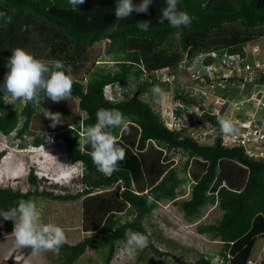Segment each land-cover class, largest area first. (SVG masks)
<instances>
[{
	"label": "trees",
	"instance_id": "trees-1",
	"mask_svg": "<svg viewBox=\"0 0 264 264\" xmlns=\"http://www.w3.org/2000/svg\"><path fill=\"white\" fill-rule=\"evenodd\" d=\"M116 2L85 0L72 10L68 0H0V13H4L0 16V84L15 48L50 66L61 61L63 70L71 68V97L85 113L78 124L59 133L66 157L82 163L84 188L73 194L39 190L35 170L30 168L28 182L33 188L23 192L0 186V212L36 196L62 200L82 197L81 228L94 233L73 244L66 242L54 264H77L87 249H93L100 261L94 264H110L116 243L127 242L128 230L145 235L147 246L158 255H169L154 246L143 225L144 217L159 201H175L179 185L189 183V197L177 201L184 217L196 218L202 207L217 202L222 210L220 218L198 224L196 230L221 241L218 254L223 264H247L257 240L264 238V161L249 158L240 148L223 147L218 137L210 145H201L169 130L143 94H153L156 81L150 78L155 71L172 67L185 56L210 50L243 53L245 43L264 37V0H178V10L192 18L189 26L180 29L170 27L167 21L159 22L166 0H151L146 13L133 12L121 20L115 17ZM141 2L133 0V4ZM140 21H149L147 31L138 28ZM104 39L108 40V59L88 68L89 48ZM131 78L136 83L131 94L106 97V85ZM4 96L0 92V132L24 141L39 104L19 100L16 107H5ZM100 108L120 110L128 124V131L111 130L126 157L118 163L119 170L107 177L94 166L90 146L78 143L84 128L96 123ZM44 136L35 135L32 144L40 145ZM163 150L178 152L184 160L173 165ZM109 187L113 188L95 192ZM0 218L8 228L14 226L13 221ZM178 263L212 264L204 255L193 261L179 259Z\"/></svg>",
	"mask_w": 264,
	"mask_h": 264
},
{
	"label": "rangeland",
	"instance_id": "rangeland-1",
	"mask_svg": "<svg viewBox=\"0 0 264 264\" xmlns=\"http://www.w3.org/2000/svg\"><path fill=\"white\" fill-rule=\"evenodd\" d=\"M257 40L259 44L264 46V37ZM107 41L106 39L101 40L89 48L88 68H92L97 61L108 59L105 56ZM83 74L84 72L80 73L79 77H82ZM119 85L122 88L127 87V93H124V96L131 94L136 89L135 80L132 78ZM156 87L161 89L159 95L143 94V98L151 102L153 106L155 99L165 98L168 90L164 84H157ZM112 90L116 91L115 86H112ZM4 100L5 107H16L19 101H11V98L6 94ZM45 109L54 113L59 112L62 116V123L55 128L50 127L51 121L43 116ZM37 111L24 141L15 138L13 134L5 136L0 132V186H10L23 192L33 188L28 182L29 170L33 168L39 190H52L56 194H73L80 191L84 188L82 176L72 178L68 183L64 182L63 184L54 183V181L58 179L56 177L59 173L63 172L60 176H64L71 170V168L69 169V160L66 157L65 144L59 137V133L78 124V120H81L85 113L79 109L78 100L71 96L68 101L62 100L59 103L44 99L40 102ZM40 133L45 134L43 141H48V143L36 147L32 144V140L35 135ZM20 142L22 145L19 144ZM171 156L174 158L173 162L178 164L184 160L179 153H172ZM112 188H100L95 192L111 190ZM180 189V193L185 192L184 196L188 197L190 186L185 183L180 186ZM81 200L82 197L74 200H62L36 196L32 198L31 202L39 211L41 222L44 224L53 223L61 227L65 233L66 241L73 244L83 236L94 233V231L84 232L81 228ZM179 200L161 201L150 215L144 217L143 225L147 233L152 236L154 246L160 251H167L169 255L161 256L148 246L139 249L120 240L116 243V250L110 264H179V259L193 261L200 255L210 258L212 264H223L218 254L222 245L220 240L211 239L208 234H200L196 230L198 224L215 222L220 218L222 210L216 203L208 204L202 207L198 217L187 219L177 203ZM121 216L124 220V214ZM13 230L14 226L8 228L0 218V264H9V261L13 264H54L58 254L49 251L33 256L30 248L16 247L14 237L11 235ZM263 258L264 238H259L251 261L260 262ZM99 262L95 251L87 249L79 257L77 264Z\"/></svg>",
	"mask_w": 264,
	"mask_h": 264
},
{
	"label": "clouds",
	"instance_id": "clouds-1",
	"mask_svg": "<svg viewBox=\"0 0 264 264\" xmlns=\"http://www.w3.org/2000/svg\"><path fill=\"white\" fill-rule=\"evenodd\" d=\"M85 0H68L72 10L83 4ZM151 0H142L139 4H133V0H117L115 7L116 20L126 19L133 12L146 13ZM178 0H166V7L161 10L159 22H168L170 27L180 29L191 24L192 18L185 11L178 10ZM4 13H0V16ZM138 28L147 31L149 21H140ZM178 34V33H177ZM12 54L7 60L8 71L5 74L3 84H0V92L11 98V101L20 100L22 103L39 104L44 99H50L53 103L67 100L71 96L73 79L70 73L71 68L64 69L61 61H53L51 66L22 48L11 50ZM116 94L123 96L127 93V87L115 85ZM154 95H159L161 89L154 87ZM11 103V102H9ZM12 104V103H11ZM201 117V113H196ZM43 116L51 121L50 127L55 128L62 123V116L59 112L44 111ZM219 132L224 136L238 134V128L230 120L219 119ZM120 129L128 131V124L124 114L118 109L100 108L96 112V123L86 126L82 136L79 138L80 146H90V157L97 171L104 176H111L118 171V163L126 157V152L119 147L111 130ZM43 141L38 147L46 145ZM37 147V146H36ZM69 160V159H68ZM69 170L66 175L59 173L54 183H68L72 178L81 177L83 166L80 160H69ZM151 201H149L150 203ZM4 220H11L14 223L12 236L18 248H30L33 256L41 252H52L59 254L61 247L67 242L66 236L61 227L56 224L41 222L40 213L34 203L21 200L17 207L9 211L0 212ZM125 237L129 246L143 249L148 245L145 235L128 230Z\"/></svg>",
	"mask_w": 264,
	"mask_h": 264
},
{
	"label": "built area",
	"instance_id": "built-area-1",
	"mask_svg": "<svg viewBox=\"0 0 264 264\" xmlns=\"http://www.w3.org/2000/svg\"><path fill=\"white\" fill-rule=\"evenodd\" d=\"M150 81L168 88L154 109L169 130L201 145L218 137L223 147L240 148L249 158L264 161V46L258 40L245 43L243 53L210 50L185 56L155 71ZM104 92L109 99L124 96L112 85ZM219 119L232 121L238 134L222 135ZM247 264L260 262L250 259Z\"/></svg>",
	"mask_w": 264,
	"mask_h": 264
},
{
	"label": "crops",
	"instance_id": "crops-1",
	"mask_svg": "<svg viewBox=\"0 0 264 264\" xmlns=\"http://www.w3.org/2000/svg\"><path fill=\"white\" fill-rule=\"evenodd\" d=\"M151 103V102H150ZM152 104V103H151ZM152 106H153V104H152ZM153 107H155V105L153 106ZM164 151V154L166 153L167 155H169L170 156V159L169 160H167V161H172L173 162V156H171V154L172 153H178V152H174L173 150H171V151H168V153L165 151V150H163ZM184 158V157H183ZM175 164H178V163H176V162H173V165H175ZM183 184H185V183H183ZM183 184H181V185H183ZM186 184H188L189 185V183H186ZM181 185H179V187L177 188V197L175 198L176 200H178V199H186V198H188L189 197V193H190V191H189V193H188V197H185L184 196V194H185V192H182V193H180V186ZM190 186V185H189ZM180 195H183V196H180ZM179 196H180V198H179ZM162 201H164V200H162ZM165 201H167V200H165ZM159 202H161V201H159ZM159 202H158V204H159ZM216 204H217V202H216ZM221 242V241H220Z\"/></svg>",
	"mask_w": 264,
	"mask_h": 264
},
{
	"label": "bare ground",
	"instance_id": "bare-ground-1",
	"mask_svg": "<svg viewBox=\"0 0 264 264\" xmlns=\"http://www.w3.org/2000/svg\"><path fill=\"white\" fill-rule=\"evenodd\" d=\"M50 152H51V151H50ZM50 152H49V153H50ZM47 153H48V151H47ZM41 156H42V155H41Z\"/></svg>",
	"mask_w": 264,
	"mask_h": 264
}]
</instances>
